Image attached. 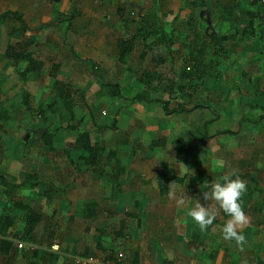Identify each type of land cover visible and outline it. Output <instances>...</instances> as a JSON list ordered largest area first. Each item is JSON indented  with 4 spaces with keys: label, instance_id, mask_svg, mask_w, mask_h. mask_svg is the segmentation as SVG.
I'll list each match as a JSON object with an SVG mask.
<instances>
[{
    "label": "rangeland",
    "instance_id": "obj_1",
    "mask_svg": "<svg viewBox=\"0 0 264 264\" xmlns=\"http://www.w3.org/2000/svg\"><path fill=\"white\" fill-rule=\"evenodd\" d=\"M131 1L74 0L80 16L70 23L68 12L71 8V0H10L7 4L2 3L6 0H0V12L10 8L23 13L31 29L29 35L34 40L32 49L44 64L43 77L39 81L31 78L26 81L20 80L16 68L4 57L6 47L9 44H16L19 40L8 36V31L14 23L9 22L0 26V108L9 110L13 119L9 127L2 128L0 125V156H4L9 161L16 160L23 165L21 172L13 174L16 180L21 179L23 174L30 173L35 174L39 183V186L27 185L19 189L13 200L8 194L5 197L1 196V201H5L6 205L4 209H0V214L6 212L14 217V225L8 230V239H18L32 248L27 247L21 252L12 249L9 256L0 255V264H82L83 260L90 258L97 259L96 264H112L118 251L126 252L130 262L137 258L138 264H162L166 257H172L173 260L176 258L191 260L194 264H205L208 253L212 262L217 251L221 250V228L208 232L218 234L221 239L217 237L212 239L209 236L200 240L199 235L185 238V234L178 230V224L175 223L173 226V219L178 214L175 212L180 207L177 206V199L184 198L185 201L190 200L195 203L199 200L202 203L203 192L209 191L194 183L195 178L193 183L188 179L184 185H175L172 189L175 198H170L169 195L160 196L155 189L152 190L150 182L140 184L136 173L134 175L129 173L128 180L120 186L112 187L105 176L115 173L114 159L106 161L104 158L103 165L99 168L104 176L98 172L94 174L90 167L79 161L81 152L74 150L76 130L65 129L66 123L62 124V129L56 131L53 140L54 150L49 151L47 147L42 146L40 136L50 129L51 124L54 126L58 123L59 116L50 115L45 123L39 113H29L21 104V94L24 90L31 96L30 103L33 110L36 111L38 107L50 103L53 92L52 80L48 74L52 66L57 65L58 79L80 87L87 104V107L80 111L83 121L78 130L88 131L92 142H101L107 152L113 151L120 164H126L130 160L136 161L137 165L147 157L153 156L157 161L166 162L175 175H184L186 172L189 173L187 175L193 173L197 175V172H193L196 167L206 179L209 173L207 159L209 151L202 153L206 141L202 143L199 138L219 131L225 136L222 138V143L231 147L234 142L231 141L229 129L236 123L238 126L257 123L258 119H255L252 111L248 115L245 113V117L236 121L231 113H228V117L222 118L217 117L210 110L203 109L204 106H209L206 101L209 95L207 84L189 88L186 81H183L184 94L181 95L176 87V76L188 65L192 53L190 49H187L185 55L179 56L176 53L182 52L180 48L182 45L179 42L183 41L179 36L182 30L181 21L173 18L178 10L176 2L161 0L158 4L150 2L146 5H136L132 2L134 8L130 9L128 3ZM251 8L255 9L250 4L244 5V9ZM137 13H140L142 18L147 16L150 19L157 18L159 27L161 25L167 35L170 29H173L175 41L179 42L172 46L169 55L167 48L160 46L155 52L149 53L145 59L140 60L142 43L138 41L126 64L120 66L116 62L117 53L112 42L135 33L137 24L134 20ZM104 18H108L106 23L102 22ZM153 21H150L152 25ZM104 24L112 33L107 40L109 45L86 52L88 42L96 39L98 31ZM202 28L203 30L206 28L204 22ZM79 41H83L81 45ZM69 46L73 48L77 58L72 57ZM156 55L165 57L167 63L161 67L154 66L150 60ZM233 60L231 57L228 62L230 66ZM89 61L97 63L96 74H93V64ZM17 67L21 68L22 65ZM144 71H156L162 76L159 83L152 81L151 84H146V89L151 93L152 98L169 100L171 107L182 103L188 107L202 104L203 108L195 115L182 113L164 116L159 104L141 103L144 109H159L157 112L150 111L151 115L147 116L142 109L139 110L138 105L133 106L127 100L122 103L95 95L98 90L95 77L101 76L106 82L119 83L124 98H131L144 87L134 82ZM172 82L174 83L172 92L168 94L166 89L168 83ZM155 85L157 90L151 89ZM214 89L219 94L220 89L216 87ZM202 120L206 122L205 128ZM102 125H112L113 128L103 131L97 129V126ZM152 127H161L164 132L167 129L170 134L165 138L161 133L152 132L151 130H155ZM154 140L163 141V149L161 145L151 146ZM179 147H187L191 155H188L190 158L187 157L183 163L175 160ZM51 165L62 168L59 170L61 174H49L48 167ZM128 167L130 168V165L125 168ZM156 169L159 172V165ZM223 169L224 167H214L216 172L213 175L217 181H221L218 178H221ZM154 170L155 167L150 168L153 174ZM85 177L88 182L83 180ZM216 180L211 179L208 183ZM132 184V190H137L136 186H145L148 197L141 200L133 194L128 195L127 191ZM76 187L86 189L81 188L79 192L74 190L77 189ZM181 191H183L182 197ZM245 196L243 195L241 200L242 207H245V200L250 202L248 204H251V207L258 204L257 198ZM14 201L28 205L42 215V221L35 231V243L20 238L24 221L22 212L12 207ZM90 202L97 203L96 216L92 219L79 217V210ZM54 240L58 241L56 251L51 250ZM208 241H211L212 245ZM216 243L220 246L215 251ZM180 245L184 248L180 249ZM33 250H39L44 255L39 254L35 257ZM49 253H54L57 258H51ZM171 264L177 263L173 261Z\"/></svg>",
    "mask_w": 264,
    "mask_h": 264
},
{
    "label": "crops",
    "instance_id": "obj_2",
    "mask_svg": "<svg viewBox=\"0 0 264 264\" xmlns=\"http://www.w3.org/2000/svg\"><path fill=\"white\" fill-rule=\"evenodd\" d=\"M9 1L10 0H6V2L2 3L7 4L10 3ZM160 1L161 0H132L128 3V6L131 9L134 8L132 2L136 5H146L150 2L158 4ZM175 2L178 10L175 15H173V18H177L181 21L182 30L179 36H181L183 41L182 43L175 41V32H173V29H170L169 35H167L166 32H164V29L161 28V25L160 34L166 37L174 36V44L179 42V44L182 45V47H180L182 52H176L179 56L185 55L187 49H190L193 55L197 53L196 50L199 49V40L197 38L198 33L200 32L204 34V37L206 38L204 42L207 43L204 47L206 52L203 62L208 66V74L203 80L202 86L207 84L209 87V95L206 99L209 106H204L202 104L193 105H202L205 107L203 109L212 111L217 117L226 118L228 117V113H231L233 119L237 121L243 116L245 117V113L248 115L249 112L252 111L255 119H258L256 121L257 123H246L245 126H238V124L234 122L236 124L233 125V128L229 129L230 138L232 139L231 141L234 142L231 147L222 143V138L225 136H223L219 131H215L213 134H209L207 136L204 135L202 138H199V140L203 141L202 143L206 141V144H204L206 147L204 150L202 149V153L205 154L209 151L207 157L209 160V173L206 175L205 179L203 173L196 170L197 168L194 167L195 170H193V172H197V175L194 173L188 175L190 182L193 183V179L195 178L194 183L198 184L203 189L209 190L208 185L210 183L208 182L211 179L216 180L213 175L216 172H214V167H224V172L223 174H220L221 178H218L219 180L222 181V177L224 175H230L232 172H236L241 176H246V178L242 179L247 183V192L244 194L246 195L245 197L257 198L259 200L257 202L258 204L253 207H251V204H248L250 203L248 200H245V207H242L246 215L249 217V224L243 229V234L245 235L247 241L244 245L243 251L237 248L234 241H225L222 239L220 241L222 251L220 249L217 251L215 259L212 260V262H210V253H208L206 255L208 259L205 264L264 263V6H261L258 0H204L202 7L192 9L179 0H173V3ZM248 4H250L251 7H255V9H244V5ZM6 10L11 9L7 8L2 12ZM147 18L150 21L154 20L153 22H157L158 20L157 18L150 19L148 16ZM137 20H139V17L136 16V20L134 21ZM107 21L108 18L102 19V22L104 23ZM188 22H190V26L188 25ZM202 22L206 24L205 30L202 28ZM110 32L111 31L106 27V24H104L103 28L98 31V35L96 37L97 40L93 39L88 42V49H86V52L94 51V48L97 47L104 48L108 46L109 44L107 40L109 38V34H112ZM212 37H230L223 42L224 51H222L221 54L216 51L215 44L211 42ZM121 38H117L116 41L112 42L115 49L117 40ZM82 42L83 41H79V44L81 45ZM254 43L258 44V46H255ZM231 57H233L234 60L230 66L228 62L231 60ZM177 76L176 80H178ZM182 82L183 81H181V84ZM214 87L220 89L219 94ZM135 105H138L140 107H138L139 110L142 109L144 111L143 113L147 116L151 115L150 111L157 112L159 110L153 108L144 109V107L140 104H134L133 106ZM200 111V109L194 110L191 114L195 115ZM219 112L220 114L218 115ZM205 123V121L202 122V124H204L203 128H205ZM131 124H133V122ZM152 128H155V130H151L152 132L161 133V135L165 138H167L170 134L167 129L164 132L161 127ZM134 140L138 141V139ZM163 145L164 144L161 145L162 149ZM190 156L187 157L190 158ZM135 162L136 161L128 160L126 164H120L123 167V174L120 176V181L123 183L129 179V173L131 175L136 173L140 184L150 182L152 190L155 189L158 192L155 177L158 173L156 167L160 165L161 162L157 161V159L153 156L147 157V159L137 165ZM42 163L45 164L44 162ZM114 165L115 163H113V166ZM129 165L130 168H125ZM151 167H155L154 174L150 171ZM48 168L49 174H61L59 170H62V168L59 166L51 165ZM22 170L23 165H21L18 161H9L4 158V156H0V176L5 177L11 184H19L23 181L24 176L18 180L13 177L14 173L18 174ZM187 173L188 172L184 175H187ZM184 175H179V177H183ZM201 176L202 184H199L196 182V179ZM105 177V179H107V176ZM250 177L256 181L258 191L255 190L254 184H252L253 186L251 185L252 181ZM83 180L88 182L87 177ZM185 182L181 185H184ZM99 184L97 185L100 186ZM174 186L175 185L172 186V189ZM132 187L133 184L127 191L128 195L133 194L141 200L148 197L145 186H136L135 189L137 190H132ZM81 188L82 187H79L74 190H79L80 192ZM82 189L85 190L86 188ZM18 191L19 189L15 191L13 197ZM181 193H183V191L180 192V195ZM198 193L200 192L198 191ZM6 194H8V192L0 183V209H4L6 205L5 201H1V196L5 197ZM188 196L189 194L187 197ZM193 196L195 195L193 194ZM202 203L206 207L215 206L212 201H204V199ZM195 204V202L187 200L183 206L178 207L175 212L178 214L175 216V219L172 218L174 222L173 226L177 223L178 230L185 234V238L187 236L199 235L200 240L202 237L209 236H211L212 239L215 237L221 239V236L218 234L208 232L215 231L217 228L222 229L230 217L225 218L222 216V210L218 211V215L213 222V225L209 226L207 231L201 232L198 225H196L192 219L186 215L188 209L194 207ZM253 231L255 234H253ZM208 242L211 244V241ZM214 246L216 251L220 244L216 243ZM180 247V249L184 248L183 245H180ZM13 249H15L14 246ZM15 251H17V249ZM164 259L170 263L176 261L177 264H194L191 260L180 258L173 260L172 257H166Z\"/></svg>",
    "mask_w": 264,
    "mask_h": 264
},
{
    "label": "trees",
    "instance_id": "obj_3",
    "mask_svg": "<svg viewBox=\"0 0 264 264\" xmlns=\"http://www.w3.org/2000/svg\"><path fill=\"white\" fill-rule=\"evenodd\" d=\"M71 8L68 12V20L70 23L78 16H80V12L78 10V6L71 0ZM192 9L202 7L204 4V0H179ZM62 16L61 13H58ZM137 17L139 20L136 21L137 27L135 33L117 40L116 42V52L117 58L116 62L120 66H124L127 62L129 55L135 50V45L138 41L142 43V49L139 54V59L143 60L149 53L155 52L161 45L167 48V54H170V48L174 45V36L166 37L160 34V27L158 22H154L152 25L148 18H142L140 13H137ZM158 21V20H157ZM14 23V25L8 31L9 38H18L19 40L16 44H9L4 53V57L8 62H10L13 67H15V71L20 80L26 81L31 78L34 81H39L43 77V69L44 64L42 60H40L32 47L34 45L33 38L29 35L31 29L27 24L24 15L20 11H12L6 10L0 13V26H4L7 23ZM69 23V24H70ZM190 26V22H188ZM45 27V26H43ZM191 29V28H190ZM197 38V37H196ZM230 37H212L211 42H213L216 46V51L222 53L224 51L223 42L229 39ZM199 40V49L196 50L197 53L195 55H190V62L186 65L183 70L178 74L176 82V87L178 92L183 95L184 87L181 84V81H186L189 88H197L202 86L203 80L206 78L208 74V66L203 62V58L205 56V49L207 43H205V37L203 33H198ZM70 53L73 58H77L73 53V48L69 46ZM192 52V51H191ZM80 60V59H78ZM81 61H85L82 60ZM151 63L156 67H161L166 63V58L160 55H156L151 58ZM192 61V62H191ZM93 64L92 72L96 74L97 64L95 61H89ZM17 65H22L21 68H18ZM211 67V66H210ZM209 67V68H210ZM58 66L53 65L51 71L48 76L52 80V99L50 103L40 106L37 110H33L31 107L30 99L31 96L29 92L26 90L22 91L21 94V104L29 113L36 114L39 113L43 122L48 121V117L50 115H58L59 120L56 125L53 126L51 124L50 129L46 130L41 134L40 140L43 147H47L49 151L54 150V137L56 135V131L62 129V124L66 123L65 129L76 130V139L74 150L81 152L78 159L85 166L90 167L92 172L96 174L97 172L104 176L102 172H100L99 168L103 165L104 158L106 161L115 160L114 170L115 173L113 175H108L107 179L112 187H117L122 184L120 181V176L123 172V167L120 165L116 154L109 150L106 151L105 145L101 142H92L91 135L88 131L78 130V127L83 121V115L80 111L87 107L86 102L83 98L82 90L78 87H75L70 82H64L58 79ZM96 84L98 90L95 95L99 98L107 97L109 99L118 100L123 103V101H128L130 104H159L161 111L164 116H171L175 114L182 113H191L194 110L202 109V105H193L191 107H186L185 104H177L175 107H171L169 100L155 99L150 96V92L146 89V84H151L152 81H159L162 79V76L156 71H144L141 75L135 79L139 85H144L141 91H138L131 98L125 99L123 96V91L121 86L116 82H106L101 76H96ZM174 83H168L167 92L170 94L172 91ZM151 89L157 90V85L152 86ZM126 101V102H127ZM44 107V108H43ZM264 108V106H263ZM79 110V113H78ZM120 110V109H119ZM12 117L10 111L7 109L0 108V125L2 128L9 127L12 121ZM112 129V125H102L97 126V129L103 131L107 129ZM207 136V135H205ZM25 143V142H24ZM26 144V143H25ZM164 144L163 141H152L151 146H157ZM107 152V154H106ZM190 155L189 149L187 147H179L175 154V160L177 162H184L187 156ZM188 175H184L183 177L176 176L172 170L169 168V165L166 162H161L159 165V172L155 177V181L158 188V193L160 196L164 197L168 195L169 186L173 183L174 185H181L187 179ZM235 178V177H232ZM240 179L246 178V176L239 175ZM37 177L35 174L25 173L24 179L19 184H11L5 177L0 176V183L8 192L10 199L13 200V194L18 189H21L27 185L31 187L39 186ZM251 179V177H250ZM252 184L255 185V190L258 191V187L256 186V181L251 179ZM196 182L202 184V176L196 179ZM12 207L15 210H20L22 212V218L24 221V227L21 232L20 238L26 242L35 243V231L39 224L42 221V215L36 211H34L30 206L24 205L20 202H12ZM97 204L95 202L87 203L79 210V217L84 219H92L96 216ZM222 216L227 218L228 216L221 211ZM14 217L9 213H2L0 215V255L1 256H9L13 249V244L11 240L8 239V230L14 225ZM16 250V249H13ZM39 254L44 255V253L39 250H33V255L36 257ZM49 256L53 259L57 258V255L54 253H49ZM115 261V259H114ZM113 261V262H114ZM131 264H138L137 258L131 262ZM163 264H171L169 261L164 260ZM264 264V263H260Z\"/></svg>",
    "mask_w": 264,
    "mask_h": 264
},
{
    "label": "clouds",
    "instance_id": "obj_4",
    "mask_svg": "<svg viewBox=\"0 0 264 264\" xmlns=\"http://www.w3.org/2000/svg\"><path fill=\"white\" fill-rule=\"evenodd\" d=\"M183 167L188 170L184 165ZM174 184L169 186L168 195L170 198H175L172 191ZM208 187L209 191L203 192V199L214 202L215 206L206 207L197 200L195 206L188 209L186 215L198 225L201 232H204L213 225L218 211L222 210L230 217L221 229L222 239L234 241L237 248L243 251L244 245L247 243L243 229L249 224V217L242 208L241 200L247 192V183L240 179L236 172H232L230 175H224L222 181L211 182ZM176 203L177 206H183L185 199L179 198Z\"/></svg>",
    "mask_w": 264,
    "mask_h": 264
},
{
    "label": "built area",
    "instance_id": "obj_5",
    "mask_svg": "<svg viewBox=\"0 0 264 264\" xmlns=\"http://www.w3.org/2000/svg\"><path fill=\"white\" fill-rule=\"evenodd\" d=\"M259 4L261 6H264V0H258ZM13 246L15 249H17V251L21 252L23 251L25 248H30L31 246L24 244L23 242H21L18 239H13L11 240ZM58 247V241L54 240L51 250L52 251H56ZM32 248V247H31ZM97 263V259H87V260H83L82 264H96ZM112 264H131L130 260H129V256L126 252L124 251H118L116 256H115V261Z\"/></svg>",
    "mask_w": 264,
    "mask_h": 264
}]
</instances>
